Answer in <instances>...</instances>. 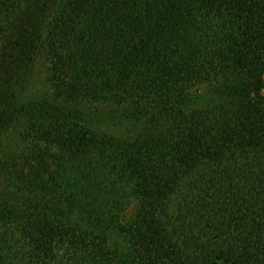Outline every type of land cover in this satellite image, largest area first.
<instances>
[{
  "label": "trees",
  "instance_id": "16d2710c",
  "mask_svg": "<svg viewBox=\"0 0 264 264\" xmlns=\"http://www.w3.org/2000/svg\"><path fill=\"white\" fill-rule=\"evenodd\" d=\"M0 264H264V0H0Z\"/></svg>",
  "mask_w": 264,
  "mask_h": 264
},
{
  "label": "rangeland",
  "instance_id": "374dc122",
  "mask_svg": "<svg viewBox=\"0 0 264 264\" xmlns=\"http://www.w3.org/2000/svg\"><path fill=\"white\" fill-rule=\"evenodd\" d=\"M20 126L13 128L6 136V147L9 149H14L21 145L18 134ZM133 211V203L129 204L126 210L123 212L125 217H128Z\"/></svg>",
  "mask_w": 264,
  "mask_h": 264
}]
</instances>
